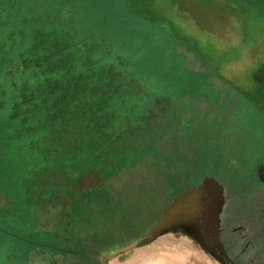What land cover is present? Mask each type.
Wrapping results in <instances>:
<instances>
[{"label": "rangeland", "instance_id": "rangeland-1", "mask_svg": "<svg viewBox=\"0 0 264 264\" xmlns=\"http://www.w3.org/2000/svg\"><path fill=\"white\" fill-rule=\"evenodd\" d=\"M256 1L222 42L197 1L0 0V264H158L133 245L184 238L215 264L222 224L233 262L264 263Z\"/></svg>", "mask_w": 264, "mask_h": 264}, {"label": "crops", "instance_id": "crops-1", "mask_svg": "<svg viewBox=\"0 0 264 264\" xmlns=\"http://www.w3.org/2000/svg\"><path fill=\"white\" fill-rule=\"evenodd\" d=\"M176 1L178 6H181L184 9H187L190 6L194 5L195 1L199 2V4L202 6L201 13L205 15L204 22L207 24L210 30H213V33H215L222 42H227L229 39L232 38L233 39L240 38L241 35H243L245 38H249V36L240 29L233 27L228 28L226 25V21L223 19L224 16L231 14L232 16L237 18L241 22L242 27H244L245 25H247V20H248L247 14L250 13L249 4L258 5L256 4V2L253 1L251 2L244 1L239 4L236 1H230V0H176ZM203 187L204 184H202V188ZM183 196H187V194ZM182 243L183 245L181 246L179 245V242L168 244L165 246L162 245L166 248L165 249L161 248L160 250H158L157 253L153 254L150 251V248H154L157 245H154L153 242H146V243L139 242L133 245L130 255L135 254L136 251L145 250L147 254L145 255V260L148 262L150 260H153L155 263L158 264H166V263L175 264L176 262L178 264H197V263L213 264L209 258L204 257L205 255L203 256L202 254L195 252L191 253V250L188 247L189 246L188 243L185 242ZM126 259L127 258L125 257L123 259V262H125Z\"/></svg>", "mask_w": 264, "mask_h": 264}, {"label": "flooded vegetation", "instance_id": "flooded-vegetation-1", "mask_svg": "<svg viewBox=\"0 0 264 264\" xmlns=\"http://www.w3.org/2000/svg\"><path fill=\"white\" fill-rule=\"evenodd\" d=\"M230 1H236L238 4L239 3H241V2H244V1H253V2H259V1H256V0H230ZM189 187H194V185L192 186V185H190ZM70 193H73V196H75V191L74 190H72V191H70ZM180 196V195H179ZM177 197V198H176ZM71 199H72V201H73V199H74V197H71ZM168 199V198H167ZM175 200L176 199H178V196H175V198H174ZM169 200L170 201H172L173 200V198H169ZM169 200L167 201V203L169 202ZM72 201H70L69 200V202H72ZM73 203V202H72ZM165 202H164V204L161 206V209H163L164 208V206H165ZM79 215H80V212H79V214H78V216L76 217V219H78L79 218ZM147 216V215H146ZM147 217H149V216H147ZM161 217V216H160ZM160 217H159V214L158 215H156V216H154V218L152 219V218H150L149 220H154V221H156V220H159L160 219ZM151 221H149V222H151ZM148 222V223H149ZM149 225H151L150 223H149ZM208 228H209V230L212 228V229H215V227L214 226H211L210 227V225H209V223H208ZM188 229V228H187ZM146 230H148V228H145V229H138V230H136L135 231V233H133V234H130L129 232H127L126 234H124L122 231H119V234H118V236H117V238H119V239H122V241L124 240V239H127V241L130 243V242H133V241H136V240H138V238H140L141 236V234H143L144 232H146ZM222 234L220 235V236H218V238H217V243H212L211 241L209 242V241H206V244L208 245V247H209V255L211 256V252L213 251V253H214V261H216L215 262V264L216 263H218V264H236L235 262H233L231 259H233L235 256H231L230 254H228V251H230V249H228V247L226 246L227 245V243H228V238L227 237H225V231H224V229H223V224H222ZM187 235H189L188 233H187ZM134 237L133 239H131L130 237ZM128 237V238H127ZM223 238H224V241H222L223 240ZM246 240H247V238H245ZM133 240V241H132ZM186 240V238H184L182 241L184 242ZM189 240V239H188ZM188 240H186V242L185 243H188V244H190V242L188 241ZM105 248L106 247H108V246H111L109 243H106V244H104L103 245ZM113 246V245H112ZM212 246H214L213 248H212ZM103 247V248H104ZM211 247V248H210ZM210 249H211V251H210ZM213 249V250H212ZM85 259H87L88 261L89 260H92V261H94V260H96L97 261V263L98 264H100V261H98V258H96V257H90V258H88V257H86ZM211 260V259H210ZM85 264V262L83 261L82 262V264ZM96 263V264H97ZM264 264V263H263Z\"/></svg>", "mask_w": 264, "mask_h": 264}]
</instances>
